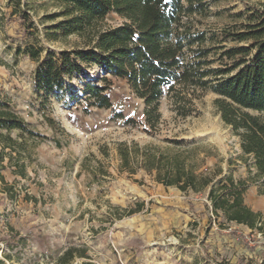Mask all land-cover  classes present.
I'll list each match as a JSON object with an SVG mask.
<instances>
[{
    "label": "rangeland",
    "instance_id": "1",
    "mask_svg": "<svg viewBox=\"0 0 264 264\" xmlns=\"http://www.w3.org/2000/svg\"><path fill=\"white\" fill-rule=\"evenodd\" d=\"M259 1L204 0L209 12L193 17V25L219 31ZM15 6L34 27L29 31L33 37L24 34L19 15H12ZM58 13L51 0H0V102L36 134L10 132L20 155L6 149L13 160L5 158L0 166L8 186L0 183L3 264H56L69 247L85 249L94 264H264V235L233 223L220 226L222 220L213 216L205 193L164 187L142 169L134 175L120 170L118 144L157 151L168 148L166 141L178 140L196 146L201 172L220 168L221 177L246 180L251 162L241 159L239 139L214 105L217 97L200 93L192 101V115L185 119L165 98L161 118L151 128L145 122L143 101L124 80L107 76L110 109L89 108L61 94L36 95V65L22 53L25 47L41 49L44 57L80 42L74 36L48 39L53 35L45 29L58 22L48 18ZM121 22L114 14L105 20L106 26ZM100 76L96 69L89 72L93 80ZM17 158L25 177L19 175ZM243 200L264 217V197L256 186L247 188ZM136 204L141 211L129 215ZM82 262L75 257L69 264Z\"/></svg>",
    "mask_w": 264,
    "mask_h": 264
},
{
    "label": "trees",
    "instance_id": "2",
    "mask_svg": "<svg viewBox=\"0 0 264 264\" xmlns=\"http://www.w3.org/2000/svg\"><path fill=\"white\" fill-rule=\"evenodd\" d=\"M51 1L59 13L48 18L58 20L45 29L47 35H53L48 39L74 36L80 42L71 50L47 52L44 57L41 49L25 47L22 53L36 65L35 94L45 98L61 94L89 108L110 109L107 92L111 82L107 76L124 80L143 101L145 122L151 128L161 118L159 108L165 98L176 115L185 119L192 115V101L200 93L214 94L221 120L239 139L241 159L251 162L246 180L221 177L220 168L201 172L196 146L178 140L166 141L168 148L157 151L150 146L118 144L120 170L134 175L142 169L164 187L205 193L213 216L222 220L220 226L233 223L264 235L263 215L243 200L251 185L264 197V0L239 12L229 26L215 32L193 25V17L209 12L204 0ZM15 14L24 34L33 37L29 31L34 27L26 24L27 15L16 6L12 10ZM110 14L122 22L106 26ZM94 69L101 75L98 81L89 77ZM12 131L36 136L23 119L0 102V166L5 158L13 160L6 149L20 155L15 147L19 144L10 136ZM18 158L15 165L25 177ZM0 183L8 187L1 175ZM136 205L129 215L141 211L142 206ZM75 257L82 259V264H94L85 249L75 247L67 248L56 264H69Z\"/></svg>",
    "mask_w": 264,
    "mask_h": 264
},
{
    "label": "built area",
    "instance_id": "3",
    "mask_svg": "<svg viewBox=\"0 0 264 264\" xmlns=\"http://www.w3.org/2000/svg\"><path fill=\"white\" fill-rule=\"evenodd\" d=\"M260 235V234H259Z\"/></svg>",
    "mask_w": 264,
    "mask_h": 264
}]
</instances>
